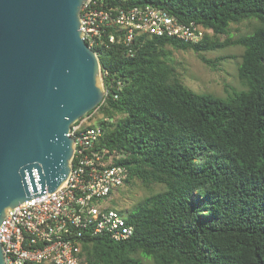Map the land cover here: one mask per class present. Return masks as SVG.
<instances>
[{
	"label": "trees",
	"instance_id": "trees-1",
	"mask_svg": "<svg viewBox=\"0 0 264 264\" xmlns=\"http://www.w3.org/2000/svg\"><path fill=\"white\" fill-rule=\"evenodd\" d=\"M147 4L207 31L199 43L148 34L126 43L112 25L94 47L107 95L89 125L103 130L99 147L126 154L117 163L129 171L115 192L137 182L164 189L131 209L112 200L134 235L89 238L85 264H264V0H105L104 8ZM251 18L254 32L232 39V24ZM230 45L244 49L246 88L226 97L185 85L167 50L190 49L210 64L205 52Z\"/></svg>",
	"mask_w": 264,
	"mask_h": 264
},
{
	"label": "water",
	"instance_id": "water-1",
	"mask_svg": "<svg viewBox=\"0 0 264 264\" xmlns=\"http://www.w3.org/2000/svg\"><path fill=\"white\" fill-rule=\"evenodd\" d=\"M86 1L0 0V227L11 209L63 185L72 125L106 96L81 29Z\"/></svg>",
	"mask_w": 264,
	"mask_h": 264
},
{
	"label": "built area",
	"instance_id": "built-area-1",
	"mask_svg": "<svg viewBox=\"0 0 264 264\" xmlns=\"http://www.w3.org/2000/svg\"><path fill=\"white\" fill-rule=\"evenodd\" d=\"M104 2L87 0L81 8L83 38L93 50L112 25L122 27L126 43L139 34L199 43L207 31L194 21L182 22L152 4L119 8L113 13V9L104 8ZM116 40L114 34L109 36L110 42ZM101 78L103 81L102 71ZM99 107L72 125L69 135L75 139L73 168L63 185L25 201L5 217L0 242L6 264H85L83 245L89 238L106 235L124 241L134 235V225L110 204L111 193L124 185L129 171L117 163L126 156L124 152L98 146L103 130L99 125H89V121Z\"/></svg>",
	"mask_w": 264,
	"mask_h": 264
},
{
	"label": "rangeland",
	"instance_id": "rangeland-1",
	"mask_svg": "<svg viewBox=\"0 0 264 264\" xmlns=\"http://www.w3.org/2000/svg\"><path fill=\"white\" fill-rule=\"evenodd\" d=\"M259 25V20L256 18L243 20L241 23L232 24L230 35L232 39L238 38L243 34L254 32ZM167 50L170 52L172 62L176 65L179 78L198 93L206 92L226 97L233 90L246 88L238 75V67L244 50L240 46L230 45L205 52L204 55L211 61L210 64L203 62L198 54L190 49L182 50L168 46ZM163 189L164 186L158 184L148 187L139 182L132 187L125 185L112 194L110 204L113 206L112 200H120L122 206L131 209L146 196Z\"/></svg>",
	"mask_w": 264,
	"mask_h": 264
}]
</instances>
